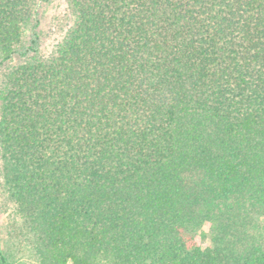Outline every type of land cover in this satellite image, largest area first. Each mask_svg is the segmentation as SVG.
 I'll list each match as a JSON object with an SVG mask.
<instances>
[{"label": "trees", "instance_id": "16d2710c", "mask_svg": "<svg viewBox=\"0 0 264 264\" xmlns=\"http://www.w3.org/2000/svg\"><path fill=\"white\" fill-rule=\"evenodd\" d=\"M63 1L47 42L51 0H0L17 254L264 264V0Z\"/></svg>", "mask_w": 264, "mask_h": 264}, {"label": "rangeland", "instance_id": "374dc122", "mask_svg": "<svg viewBox=\"0 0 264 264\" xmlns=\"http://www.w3.org/2000/svg\"><path fill=\"white\" fill-rule=\"evenodd\" d=\"M65 3L63 0H51L50 3L43 4L41 6V18H42V32L43 38L48 42V36L50 34L51 24L54 17L61 11H63ZM2 195L0 193V247L2 252L6 255L7 260L5 264H36L30 257L23 258L17 254V247L13 248L10 241V231L14 227L11 221L13 207L5 208L2 205ZM203 232L195 237L196 243L200 246H205L208 240ZM70 264V263H68Z\"/></svg>", "mask_w": 264, "mask_h": 264}]
</instances>
